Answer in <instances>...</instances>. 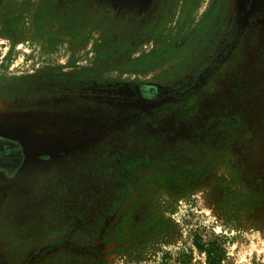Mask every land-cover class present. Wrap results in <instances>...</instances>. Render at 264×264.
Wrapping results in <instances>:
<instances>
[{
	"label": "rangeland",
	"instance_id": "obj_1",
	"mask_svg": "<svg viewBox=\"0 0 264 264\" xmlns=\"http://www.w3.org/2000/svg\"><path fill=\"white\" fill-rule=\"evenodd\" d=\"M0 134L45 155L0 182V264H264L247 0H0Z\"/></svg>",
	"mask_w": 264,
	"mask_h": 264
},
{
	"label": "flooded vegetation",
	"instance_id": "obj_2",
	"mask_svg": "<svg viewBox=\"0 0 264 264\" xmlns=\"http://www.w3.org/2000/svg\"><path fill=\"white\" fill-rule=\"evenodd\" d=\"M247 6L255 11L264 10V0H247ZM146 92L148 90H155L156 88L149 86H142ZM155 92V91H154ZM143 97L150 98L151 95L142 93ZM31 144L12 136L0 134V182L12 183L24 169L28 167L36 158L45 156L32 155L30 149Z\"/></svg>",
	"mask_w": 264,
	"mask_h": 264
},
{
	"label": "trees",
	"instance_id": "obj_3",
	"mask_svg": "<svg viewBox=\"0 0 264 264\" xmlns=\"http://www.w3.org/2000/svg\"><path fill=\"white\" fill-rule=\"evenodd\" d=\"M194 244L197 249L205 253L206 264H220L223 260L224 249L223 247H221V245L217 244L215 240H210L206 242H198L195 240Z\"/></svg>",
	"mask_w": 264,
	"mask_h": 264
}]
</instances>
